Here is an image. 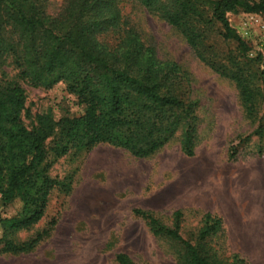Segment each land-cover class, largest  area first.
<instances>
[{
    "label": "trees",
    "instance_id": "obj_1",
    "mask_svg": "<svg viewBox=\"0 0 264 264\" xmlns=\"http://www.w3.org/2000/svg\"><path fill=\"white\" fill-rule=\"evenodd\" d=\"M121 1L138 3L177 30L201 63L234 85L244 117L257 124L241 142L255 137L254 152L264 155V116L257 117L264 107L262 57L249 58L248 44L227 19L239 12L264 15V0H65L56 16L46 14L45 0H0V65L10 59L18 71V81L0 79V200L18 207L13 217L0 219V256L29 254L49 237L44 231L21 244L13 239L42 220L53 190H70L66 180L50 176L49 157L108 145L146 159L177 135L182 153L194 154L197 104L181 94L186 75L177 64L160 62L140 41L121 15ZM214 37L234 43V50L220 56L208 43ZM19 81L43 90L64 84L85 112L57 122L41 113L26 126ZM133 215L153 237L174 244L175 264H249L215 248L223 234L217 216L203 215L186 240L180 211L173 212L170 226L152 212L136 209ZM115 262L133 264L124 254Z\"/></svg>",
    "mask_w": 264,
    "mask_h": 264
},
{
    "label": "rangeland",
    "instance_id": "obj_2",
    "mask_svg": "<svg viewBox=\"0 0 264 264\" xmlns=\"http://www.w3.org/2000/svg\"><path fill=\"white\" fill-rule=\"evenodd\" d=\"M64 3L45 0L43 9L56 16ZM118 7L160 62H173L185 73L181 94L197 104L194 154L182 153L177 135L146 159L108 145L73 150L56 160L49 157L50 176L66 180L70 190H53L42 220L13 239L21 244L44 231H49V237L29 254L0 256V264H116L117 254L126 255L133 264H175L174 244L153 237L145 222L133 215L136 209L154 213L168 226L173 212L180 211L181 235L186 240L203 215L217 216L223 234L214 242L215 248L224 256L237 254L249 264H264V155L255 154V137L250 144L241 142L257 124L244 117L234 85L201 63L177 30L136 2L121 1ZM249 16L258 22H249L244 30ZM227 19L248 44L249 58L261 55L264 70V46L259 44L264 43V15L239 12ZM208 43L220 56L235 47L215 37ZM0 79L18 81L10 59L0 65ZM19 83L26 95V126L41 113H49L57 122L85 112L64 84L43 90ZM262 116L263 106L257 117ZM233 148L236 153L231 158ZM17 208L0 200V219L13 217Z\"/></svg>",
    "mask_w": 264,
    "mask_h": 264
},
{
    "label": "built area",
    "instance_id": "obj_3",
    "mask_svg": "<svg viewBox=\"0 0 264 264\" xmlns=\"http://www.w3.org/2000/svg\"><path fill=\"white\" fill-rule=\"evenodd\" d=\"M251 21L254 22V23H257L258 22V20H257V18L255 16L246 17V22L243 24L244 30H246L248 28V23L251 22ZM245 34H246V32H245ZM259 44H260L261 47L264 46L263 45L264 43L263 44L259 43Z\"/></svg>",
    "mask_w": 264,
    "mask_h": 264
}]
</instances>
